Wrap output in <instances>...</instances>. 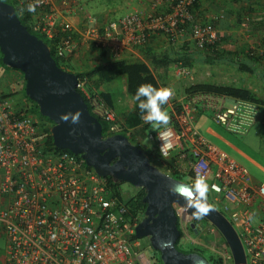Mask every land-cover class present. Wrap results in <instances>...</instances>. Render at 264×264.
<instances>
[{
	"label": "built area",
	"instance_id": "built-area-1",
	"mask_svg": "<svg viewBox=\"0 0 264 264\" xmlns=\"http://www.w3.org/2000/svg\"><path fill=\"white\" fill-rule=\"evenodd\" d=\"M10 1L14 8L33 2ZM196 1L172 0L168 11L140 10L103 25L90 15L82 35L115 60L130 48L146 45L152 34H162L174 45L188 41L205 48L218 36L212 26L195 21L191 7ZM41 7L48 11L35 16L39 32L52 38L61 31L56 54L69 57L78 45L72 27L59 21L51 0H41L36 10ZM191 20L188 28L181 26ZM171 67L180 77L192 76L180 62ZM85 85V78H77L76 89L86 97L90 114L105 123L107 136L117 133L115 111ZM8 87L6 92L0 83V235L6 239L2 264H159L139 250L137 221L126 217L123 195L121 200L113 195L105 177L80 154L50 151L46 144L50 129L45 131L44 122L28 112L26 98L11 102L17 87ZM164 110L171 117L166 127L154 129L141 119L146 133L152 134L156 159L166 173L174 169L191 174L194 181L198 174L206 176L210 203L238 234L245 264H264V183H253L246 167L208 142L195 124L200 114H208L216 125L243 135L257 121L264 123V105L241 99L227 104L224 95L192 91L174 93ZM176 213L188 216L183 207ZM184 223L181 240L190 239L189 220ZM221 257L223 264H233L230 252Z\"/></svg>",
	"mask_w": 264,
	"mask_h": 264
},
{
	"label": "water",
	"instance_id": "water-1",
	"mask_svg": "<svg viewBox=\"0 0 264 264\" xmlns=\"http://www.w3.org/2000/svg\"><path fill=\"white\" fill-rule=\"evenodd\" d=\"M0 53L5 66L22 73L25 95L36 103L40 114L52 122L50 133L56 148L80 154L100 176L111 175L116 180L145 189V216L137 223L135 236L149 238L151 247L159 251L162 264H209L198 253H183L175 247L179 238L175 205L185 208L191 218L194 209H189L186 201L169 189L191 184L160 171L125 135L115 133L103 137L101 123L90 114L76 89V74L56 64L47 45L28 31L13 5L3 0H0ZM60 89L67 91L60 95ZM76 111L82 112L79 124L60 120L61 114ZM206 202L212 205L207 198ZM201 217L223 237L233 264H245L242 244L228 219L214 206L210 213ZM190 227L196 233L192 221ZM161 241H170V246H162Z\"/></svg>",
	"mask_w": 264,
	"mask_h": 264
},
{
	"label": "crops",
	"instance_id": "crops-1",
	"mask_svg": "<svg viewBox=\"0 0 264 264\" xmlns=\"http://www.w3.org/2000/svg\"><path fill=\"white\" fill-rule=\"evenodd\" d=\"M51 2L59 21L72 27V34L78 45L77 50L68 57V66L78 72L89 71L105 62L115 60L107 51L96 48L93 43L83 38L82 33L86 26L87 16L91 15L96 24L103 25L108 21L140 10L145 13L168 11L172 5V0H51ZM194 19L208 24L216 30L218 36L216 47L213 51L206 50L202 55L203 58L198 54H196L197 57L194 56L195 63L190 68L191 78L178 76L170 65L165 73L157 76L160 87L169 86L175 95L181 96L183 93H187L184 92V89L193 84L227 85L249 89L257 97L264 99V0H200ZM140 48L128 49L122 58L129 61L140 59L151 63L153 57H160L164 53L170 54L174 51V45L162 34H152L143 52L140 51ZM250 53L260 56L257 62L248 57L251 55ZM241 63L249 65L253 70L252 73L241 71L239 69ZM104 83L101 84V87ZM20 86L22 88V83ZM125 93L126 87L122 92L114 94L119 96ZM221 95H224L226 99L236 100L225 94ZM117 100L119 101V99ZM117 117L119 123H124L133 133L135 142L148 149L152 148L150 142L145 143L146 136H148L145 128L141 124H133L129 113L117 115ZM204 118L201 119V124L205 132L231 146L243 161L251 165L250 171L247 167L246 169L253 183H264L255 176L256 173L264 176V162L247 155L238 147H232L222 135L208 126ZM199 132L203 136L200 130ZM205 139L208 141L207 138ZM228 156L230 157V155Z\"/></svg>",
	"mask_w": 264,
	"mask_h": 264
},
{
	"label": "trees",
	"instance_id": "trees-1",
	"mask_svg": "<svg viewBox=\"0 0 264 264\" xmlns=\"http://www.w3.org/2000/svg\"><path fill=\"white\" fill-rule=\"evenodd\" d=\"M9 4H12L10 0H3ZM200 0L196 1L192 7H191V12L193 14V17H195V11L197 9L198 3ZM15 12L16 15L18 16L19 20L23 25H25L28 29V31L34 35H36L39 39H41L49 48L51 56L55 59L56 64L61 67L62 69L71 71L76 74L78 79L85 78L86 79V89L91 95H97L100 97L105 104L112 108L116 115H125L129 113L131 116V122L135 125L141 124V113L136 105V102L131 100V97L134 95L137 87L142 84V83H151L155 87L160 88V84L158 82L157 76L159 74L165 73L168 70V67L171 65L173 62H180L182 66H185L187 68H192V66L195 63L194 56L198 54L199 57L203 58L202 55L205 54L206 50H214V47H216V43L210 46H207L205 48H200L195 45L190 44V42L185 41L182 42L181 45H174V51L171 52L170 54L164 53L160 57H153L151 63H146L140 59L134 60V61H129L126 59H116L112 61L105 62L104 64L97 66L89 71H84V72H78L72 70L68 65V57H59L56 54V47L58 45V42L60 38L62 37V33L59 30H56L52 38H47L43 34L39 32V28L37 24L35 23V16H39V13H42L43 11H48V7H41L35 11V13H31L27 11V7L24 5L20 6H15ZM194 20V19H193ZM184 21L181 26L188 28V25L193 21ZM171 43V42H170ZM172 44V43H171ZM146 45L142 46L140 48V51H144V47ZM252 53V52H251ZM250 53V54H251ZM197 57V56H196ZM252 61L257 62L260 56H255V55H249L248 56ZM255 57V58H254ZM0 64L6 68L11 70V73L16 71L17 69H13L10 67L5 66L2 61H1V53H0ZM239 69L243 72L247 73H252V69L249 65L246 64H239ZM18 74L20 75V78L22 80V90L24 92V86L25 82L23 79V75L20 71H18ZM6 74H8L6 72ZM123 74L126 76L127 80V86H126V93L125 94H120L119 96L115 95L112 92H108L105 90L101 89V84L104 82H110L112 81L117 75ZM10 75V74H8ZM18 76H15L14 78H17ZM7 83H9V80H6ZM194 92V91H211L214 93H220V94H225L229 97L235 98V99H242V100H247V101H252L255 103H259L261 105H264V99L257 97L256 94H254L252 91L249 89L241 88V87H233V86H223V85H213V84H193L184 89V92ZM83 96L88 110L89 105L86 100V97L81 93ZM25 98L27 102L29 103V108L28 112L33 113L35 115H39L41 118L46 120L49 123V119L42 116L39 112L38 106L36 105L35 102L31 101L26 95ZM119 99V101L117 100ZM164 108V106H163ZM90 111V110H89ZM99 122L102 125V135L104 137L107 136L106 132V125L105 123L97 118ZM51 122V121H50ZM45 125V131L49 132V127L52 125V122L47 124L43 123ZM143 128L144 126L141 125ZM141 128V129H143ZM118 133H121L125 135L128 140L139 147L143 153L146 155V157L149 159L150 163L153 164L154 159H156V153L152 149H148L144 147L141 144H138L133 140V133L128 130L126 125L124 123H119L118 125ZM47 148L55 153L58 152H69L67 149H59L56 148L53 143H52V138L51 135H47V140H46ZM154 165V164H153ZM169 175L172 177L185 181L187 183H190L191 185L194 183L192 175H185L188 177V180L182 179L183 175L182 173H178L176 170H171L168 172ZM106 181H107V187L111 190L113 195H115L118 199H122L123 192L121 190V182L114 179L111 175H106L104 176ZM145 189L143 187H138V190L136 193H134L126 202V217L131 219V220H136L137 223L142 220L145 216V208L146 204L143 202V197L145 195ZM192 222L194 224V228L196 229V233L199 232V224L200 223H208L209 222L204 219L203 217L200 218H195L193 217ZM177 228L179 230V238L175 243V247L179 250L182 251L183 253H198L199 255L203 256L209 264H221V259L220 257H216V255H211L209 254L207 257L204 256V254L207 253L206 248H201V247H195L192 246L189 249L186 250H180L178 248V243L181 241V229L179 225V218L177 217V222H176ZM211 225V224H210ZM212 226V225H211ZM213 227V226H212ZM190 231L193 234H196L194 232V229L190 227ZM220 234V233H219ZM137 238V237H135ZM139 239V238H138ZM153 249V248H152ZM155 250V249H153ZM158 253L159 258L156 259L159 264H162L159 251L155 250Z\"/></svg>",
	"mask_w": 264,
	"mask_h": 264
},
{
	"label": "rangeland",
	"instance_id": "rangeland-1",
	"mask_svg": "<svg viewBox=\"0 0 264 264\" xmlns=\"http://www.w3.org/2000/svg\"><path fill=\"white\" fill-rule=\"evenodd\" d=\"M6 72L10 75L6 74ZM190 72L192 71L190 70ZM15 76H18V77L14 78ZM7 79H9L10 81L8 84L6 83ZM0 83H1V87L6 92L10 91V88L8 87V85L12 84L17 87L16 92L14 94H11L9 97V100L13 102L14 104H17L20 99L25 98V92H23V90L20 89V85L22 81H21L20 75L18 74L17 70L11 73V70L4 68L0 64ZM125 87H126V77L123 74H119L112 81L105 82L103 84V87H101V89L112 92V93H118V92H122L123 90H125ZM226 103L227 104L232 103V99L227 98ZM35 116H37V118L43 121L44 123H47V124L51 123L50 121L48 123L46 120L41 118L38 114ZM203 117H205L204 119H206L207 121L206 123L208 124V126L211 127L218 134L222 135L232 145V147H238L242 152L246 153L247 155L253 156L256 159L260 160L261 162H264V124H262L260 121H257L248 130V132L243 135L230 133L226 131L224 128L212 122L208 114H200L197 118L198 120L196 119L197 123L195 122L198 131L200 130L203 136L207 138L211 144L225 151L228 155H230V157L234 158L242 166L244 165L245 167H247L249 171L251 170L250 169L251 165L243 161V159L239 155H237L235 151H233L231 146L226 145L223 141H220L219 139H216L213 136L205 132L204 127L201 124V119ZM151 131L152 129L150 130V132ZM146 137L147 138L145 140V143L150 142L152 146V141H151L152 134H148V136ZM153 164L160 171L166 173L165 167H163V165L157 159H154ZM252 174H253V171H252ZM255 176H257L258 179H260V181H264V176L258 175L257 173L255 174ZM182 179L188 180V177L183 175ZM121 190L123 192V198L128 200L134 193H136V191L138 190V187L132 186L130 183L123 181L121 182ZM211 193L212 192L210 191L207 192L208 194L207 198L209 201L211 199V195H212ZM178 209L179 207L175 205V211H178ZM178 218H179L180 229L182 227H185L184 222L186 220L187 221L189 220V222L192 221V218H190L189 216L184 217L183 215L179 216L178 214ZM187 234L190 239H184V240L179 241L177 246L178 248H180V250H186L192 246L206 248L207 253L204 254L205 257H207L209 254L214 255V256L216 255V257L219 256L221 259V264H223L221 253L223 254L225 253L226 255H228L229 250H228L226 243L224 242V239L219 234V232L215 230V228H213L208 223H200L198 233L193 234L190 230H188ZM181 236H182V232H181ZM138 240L140 244L139 250L141 251V253H143L147 258L153 261H157L156 259L159 258L158 253L152 249L150 242H149V238L142 237V238H139ZM5 249H6V239H5L4 234H1L0 235V264L3 263L4 257H5ZM225 264H230V262L226 261Z\"/></svg>",
	"mask_w": 264,
	"mask_h": 264
},
{
	"label": "clouds",
	"instance_id": "clouds-1",
	"mask_svg": "<svg viewBox=\"0 0 264 264\" xmlns=\"http://www.w3.org/2000/svg\"><path fill=\"white\" fill-rule=\"evenodd\" d=\"M40 3L41 0H33L32 3L27 5V11L35 13L36 8L40 5ZM66 91V89H60L59 94L64 95ZM173 96L174 92L170 87L157 88L151 83H142L137 87L134 95L131 97V100L136 102V105L141 113V119L145 123L151 124L155 129L160 126L166 127L169 125L171 117L164 110L163 106L167 104ZM254 115L255 109H253V117ZM81 116L82 112L76 111L75 113L61 114L60 120L64 122H71L72 124H79ZM74 132L75 129H73V133ZM169 191L174 195L182 197L186 201V206L189 209H194L192 215L197 219L213 210V206L206 202L209 185L207 183L206 176L204 175L198 174L194 183L190 186H172ZM170 243V241H161V244L164 247L170 246Z\"/></svg>",
	"mask_w": 264,
	"mask_h": 264
},
{
	"label": "flooded vegetation",
	"instance_id": "flooded-vegetation-1",
	"mask_svg": "<svg viewBox=\"0 0 264 264\" xmlns=\"http://www.w3.org/2000/svg\"><path fill=\"white\" fill-rule=\"evenodd\" d=\"M143 219V218H142Z\"/></svg>",
	"mask_w": 264,
	"mask_h": 264
}]
</instances>
